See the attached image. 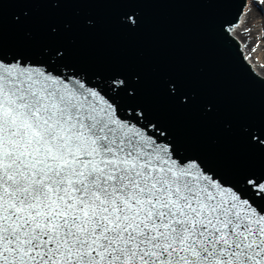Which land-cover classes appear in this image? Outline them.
I'll return each instance as SVG.
<instances>
[{"label": "snow or ice", "instance_id": "6c2138e0", "mask_svg": "<svg viewBox=\"0 0 264 264\" xmlns=\"http://www.w3.org/2000/svg\"><path fill=\"white\" fill-rule=\"evenodd\" d=\"M153 2L0 0V264H264V118L226 122L257 162L225 174L142 100L139 74L89 77L55 24L37 54L4 52L6 4L24 6L14 23L31 41L32 6ZM159 89L176 109L199 106L179 79Z\"/></svg>", "mask_w": 264, "mask_h": 264}, {"label": "water", "instance_id": "95a60500", "mask_svg": "<svg viewBox=\"0 0 264 264\" xmlns=\"http://www.w3.org/2000/svg\"><path fill=\"white\" fill-rule=\"evenodd\" d=\"M246 0H154L143 8L112 9L106 5H37L28 40L14 17L24 6H4V52L37 54L49 42L47 25L58 27L56 42L69 49L71 62L94 78L113 68L127 69L142 79V100L165 121L195 154L222 173L238 161L256 163L225 127L264 118V78L245 62L241 47L230 34ZM125 12H135L139 22L128 28ZM91 16L94 27L85 28ZM71 24V31L64 30ZM68 71H72L71 68ZM179 79L197 96L199 106L189 110L173 107L159 84ZM214 105L215 114L204 113Z\"/></svg>", "mask_w": 264, "mask_h": 264}, {"label": "bare ground", "instance_id": "6f19581e", "mask_svg": "<svg viewBox=\"0 0 264 264\" xmlns=\"http://www.w3.org/2000/svg\"><path fill=\"white\" fill-rule=\"evenodd\" d=\"M251 2L253 1L246 0L247 4L242 11L240 20L231 28L230 34L233 36V38H236L238 43H240L241 52H243V56L246 59L245 62H247L249 66H252V69L255 70L257 75L264 77V64L261 65L259 60L264 55V48L261 49L262 52L259 54L260 56L256 58V52L253 53L248 47L250 40L254 38V34L256 32L255 22L260 21L259 26H261L262 30H264V4L261 5V18L256 21L257 16L253 11L248 9V7L251 5ZM262 39L264 40V36H262Z\"/></svg>", "mask_w": 264, "mask_h": 264}, {"label": "rangeland", "instance_id": "374dc122", "mask_svg": "<svg viewBox=\"0 0 264 264\" xmlns=\"http://www.w3.org/2000/svg\"><path fill=\"white\" fill-rule=\"evenodd\" d=\"M264 4V0H256L255 2H251V5L248 7L249 10L253 11L255 13V15L257 16L256 21H258V19L261 18V5ZM259 22H255V34H254V38H252L250 40V44H249V48L250 51H252L253 53L256 52V58H258L260 55V53L262 52V48H264V40L262 39V36H264V30H262L261 26H259ZM263 55V54H262ZM260 60L261 65L264 64V55Z\"/></svg>", "mask_w": 264, "mask_h": 264}]
</instances>
